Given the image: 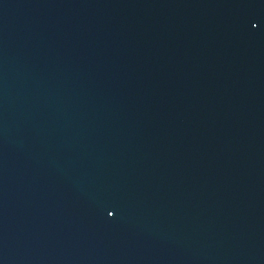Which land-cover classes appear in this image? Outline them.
Instances as JSON below:
<instances>
[{
	"label": "water",
	"instance_id": "water-1",
	"mask_svg": "<svg viewBox=\"0 0 264 264\" xmlns=\"http://www.w3.org/2000/svg\"><path fill=\"white\" fill-rule=\"evenodd\" d=\"M0 264H264V0H0Z\"/></svg>",
	"mask_w": 264,
	"mask_h": 264
}]
</instances>
